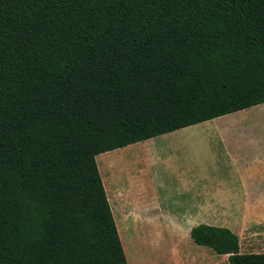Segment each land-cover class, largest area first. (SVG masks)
Masks as SVG:
<instances>
[{"label": "trees", "instance_id": "16d2710c", "mask_svg": "<svg viewBox=\"0 0 264 264\" xmlns=\"http://www.w3.org/2000/svg\"><path fill=\"white\" fill-rule=\"evenodd\" d=\"M263 103L264 0H0V264H129L97 155Z\"/></svg>", "mask_w": 264, "mask_h": 264}, {"label": "rangeland", "instance_id": "374dc122", "mask_svg": "<svg viewBox=\"0 0 264 264\" xmlns=\"http://www.w3.org/2000/svg\"><path fill=\"white\" fill-rule=\"evenodd\" d=\"M246 110H251V130L246 131L251 132L258 148H264V103ZM212 125L214 120H208L170 133H204ZM163 138V135L156 136L97 156L99 168L104 162H110L106 186L127 258L131 264H222L224 254L198 245L191 238L190 226L203 221L176 220L189 207L194 211L195 196L190 198L180 184H151L161 182L166 171L188 168L184 159L174 161L176 147L160 144ZM129 168L140 172L137 178L134 173L133 184H127L129 179L123 174V169ZM136 180L146 184H135ZM232 200L234 212L228 204ZM220 202H223V212L217 219L215 206ZM208 204L206 222L244 231L241 252H251L248 247L251 244V184H208ZM223 264H230L229 260Z\"/></svg>", "mask_w": 264, "mask_h": 264}, {"label": "crops", "instance_id": "0c3cea01", "mask_svg": "<svg viewBox=\"0 0 264 264\" xmlns=\"http://www.w3.org/2000/svg\"><path fill=\"white\" fill-rule=\"evenodd\" d=\"M250 111L242 109L211 119L214 120V125L206 127L204 133L176 134L168 132L162 134L165 138L159 143L169 145L170 148L176 147L175 152L177 154L183 153V155H177L174 152L175 156L172 158L175 162L184 159L188 168L177 167L172 171H166L161 182L153 181L151 184H180L188 192L190 198L195 196L196 205L194 211L189 207L187 212L183 213L182 217H177L176 220L184 222L200 220L205 223H208L206 220L209 219L207 216L209 209L208 184H251V244L248 247H251V253H264V148H258L251 132L247 133L246 131L247 129L251 130ZM233 128H235L234 132ZM208 166L212 167L211 170ZM109 168L110 162L107 161L99 169L103 174L102 179L112 207V200L106 186L109 184L107 179ZM135 172L137 178L140 174L138 170L123 169V174L125 173L129 179L127 184H133ZM135 184L146 183H140L136 180ZM228 204L231 212H234L235 203L233 200ZM215 208L217 219H219L221 217L219 215L223 212V202L217 203ZM116 222L119 226L118 221ZM226 227L239 235L241 251L242 238L245 236L244 231L242 233L236 227ZM191 229L190 226L189 230L191 231ZM118 230L120 233V227ZM175 235L178 236L179 233L176 232ZM120 236H122V232ZM224 257L223 263L228 259V255L224 254ZM128 263L131 264L129 259Z\"/></svg>", "mask_w": 264, "mask_h": 264}]
</instances>
